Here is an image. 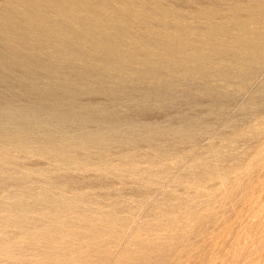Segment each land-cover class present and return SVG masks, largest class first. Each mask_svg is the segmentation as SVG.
<instances>
[{"label":"rangeland","instance_id":"obj_1","mask_svg":"<svg viewBox=\"0 0 264 264\" xmlns=\"http://www.w3.org/2000/svg\"><path fill=\"white\" fill-rule=\"evenodd\" d=\"M53 26L54 33L49 35ZM116 26L123 30L118 33ZM64 28L77 37L59 47ZM89 28L93 36H104L108 43L85 39L82 31ZM171 39L174 44H168ZM166 45L172 53L164 49ZM73 47L89 56L71 53ZM55 48L64 60L75 59L73 78L70 71L67 77L56 79L40 69L35 75L28 73L30 64L54 63ZM111 49L115 53L111 51V58L112 53L123 58L109 59ZM9 51L33 62L21 61L19 69L12 71L4 68L9 61H0L4 75L0 78V264H264V0H0V56L4 58ZM141 56L147 60L140 61L142 65ZM122 60L128 68L121 66ZM141 73L150 76L142 78ZM68 81L78 91L71 110L114 112L124 124L118 125L123 127L118 128L120 132L133 139L149 136L154 150L147 144L129 149L142 151V158L131 164L133 172H151L144 174L145 181L132 171L116 168L122 145L114 141L109 149L112 155L103 159L102 150L92 148L93 144L91 159L84 157L74 139L96 132L98 127L91 122L73 120L67 126L34 122L31 137L47 143H56L59 136L68 140L65 145L70 150L65 156L52 152L48 145L5 137L14 132L9 123L12 109L18 110L21 122L37 99L35 110L53 104L50 98L26 96V87L33 85L37 91L54 83L68 86ZM60 101L56 106L67 109ZM144 123L148 130L142 133ZM174 123L186 124L188 140L171 138L177 127ZM22 124L19 129L28 131L26 123ZM154 125L159 130V126L172 128L156 132L154 140ZM148 153L155 154V165L144 159Z\"/></svg>","mask_w":264,"mask_h":264},{"label":"bare ground","instance_id":"obj_2","mask_svg":"<svg viewBox=\"0 0 264 264\" xmlns=\"http://www.w3.org/2000/svg\"><path fill=\"white\" fill-rule=\"evenodd\" d=\"M130 1V0H129ZM142 2H144V1H142ZM146 2V1H145ZM132 3V2H131ZM138 3V2H137ZM141 2H139V4H140ZM136 4V3H135ZM138 4V5H139ZM142 4V3H141ZM140 4V5H141ZM137 5V4H136ZM139 5V6H140ZM144 5H146V4H144ZM141 6H143V5H141ZM148 5H146L145 7H147ZM215 6V5H214ZM72 9H74V8H72ZM144 9H146V8H144ZM141 10H143V9H141ZM155 10H156V7H155ZM237 10V9H236ZM72 11V10H71ZM70 11V12H71ZM139 11V10H138ZM145 11V10H144ZM148 11V10H147ZM154 11V10H153ZM161 11H163V10H161ZM149 12V11H148ZM132 14H134L133 12H131ZM151 13V12H150ZM152 13H154V12H152ZM160 13V12H159ZM159 13H157V14H159ZM162 13V12H161ZM231 13V12H230ZM234 14H236L235 12H233ZM163 14V13H162ZM200 14V13H199ZM198 14V15H199ZM68 15H72L71 13L70 14H68ZM166 15V14H165ZM122 16V15H121ZM166 16H168V15H166ZM63 17V16H62ZM173 17H175V16H173ZM121 18V17H120ZM263 20V19H262ZM54 22V21H53ZM154 23V22H153ZM151 25H153L152 23H151ZM121 26V25H120ZM125 26H127V24H125L124 25V27ZM163 26V25H162ZM169 26V25H168ZM62 27V26H61ZM60 27V28H61ZM116 27H119V26H116ZM66 28H67V26H66ZM66 28H64L65 29V31L64 32H62L63 34H60V35H62V37L60 38V36H59V38H60V42L58 43V46L59 47H61V46H65V45H67V43H68V41H69V39L71 40V38H75V37H77V35H75V34H72L70 31L68 32L67 31V29ZM120 29V31L118 32V33H120L121 32V29H122V27L120 28H118V30ZM164 29H167V28H164ZM170 29V28H169ZM62 30V29H61ZM69 30V29H68ZM91 29L89 28V29H84L82 32H83V36H84V38L85 39H87V38H91V39H96L99 43H101V44H104L107 40H104V39H107V38H104V36H100V35H97V37H95V36H93L94 35V33L93 32H91L90 31ZM116 30V29H115ZM123 30V29H122ZM124 30H125V28H124ZM206 30V29H205ZM71 31H73V30H71ZM167 31V30H166ZM210 31V30H209ZM50 32H52V33H54V26H53V28H50L49 29V31H48V34L50 35ZM116 32H117V30H116ZM175 32H177L176 30H175ZM199 32H202L203 33V31H199ZM205 32V31H204ZM133 33V32H132ZM136 33V32H135ZM178 33V32H177ZM176 33V34H177ZM202 33H200V34H202ZM58 34V33H57ZM122 34V33H121ZM149 34V33H148ZM184 34V33H183ZM44 36V35H43ZM43 36H41V37H43ZM149 36V35H148ZM147 35H146V38L148 37ZM181 36H182V34H181ZM213 36V35H212ZM46 37H48V35L46 36ZM50 37V36H49ZM151 37V36H150ZM183 37V36H182ZM186 37V36H185ZM39 38V37H38ZM44 38V37H43ZM58 38V39H59ZM173 38V37H172ZM179 38V35H178V37H176V39H178ZM181 38V37H180ZM41 39V38H40ZM49 39V38H48ZM153 39V38H152ZM190 39V38H189ZM254 39V38H253ZM54 40H56V38L54 39ZM147 40H149V38H147ZM154 40H156L155 38H154ZM172 40V39H171ZM169 41L168 42V44L170 43V42H173V40L172 41ZM179 40V39H178ZM105 41V42H104ZM149 41H151V40H149ZM159 41V40H158ZM157 41V42H158ZM174 41H176L175 39H174ZM253 41V40H252ZM251 41V42H252ZM152 42V41H151ZM154 42H156V41H154ZM177 42V41H176ZM257 42V41H256ZM24 44H27L26 42H23ZM107 43H108V41H107ZM158 43H160V41L158 42ZM182 43H183V41H182ZM190 43V42H189ZM239 43V42H238ZM241 43V42H240ZM116 44V43H115ZM155 44V43H154ZM153 44V45H154ZM160 44H162V43H160ZM159 44V45H160ZM167 44V43H166ZM167 44V45H168ZM172 44H174V42L172 43ZM177 44V43H176ZM175 44V45H176ZM178 44H179V42H178ZM156 45V44H155ZM159 45H157L158 47H159ZM165 45V44H164ZM163 45V46H164ZM166 45V46H167ZM183 44H181V46H182ZM199 45V44H198ZM203 45V44H202ZM25 47H28V46H30V45H24ZM46 46H48V45H46ZM113 47H114V45H112ZM116 46V45H115ZM156 46V47H157ZM163 46H160V49H161V47H163ZM170 46V45H169ZM176 46H178V45H176ZM181 46H180V48H181ZM189 46V45H188ZM192 46V45H191ZM257 46V45H256ZM67 47V46H66ZM155 47V46H154ZM172 47V46H171ZM173 47H174V45H173ZM195 47H197L196 45H195ZM259 47V46H258ZM33 48V47H32ZM110 48H112L111 46H110ZM115 48V47H114ZM113 48V49H114ZM177 48H179V46L177 47ZM210 48V47H209ZM108 49V48H107ZM113 49H111L110 50V52L108 51V54H109V56L111 55L110 53H111V51L113 50ZM164 49H168V46L166 47V48H164ZM183 49V48H182ZM196 49V48H195ZM212 49V48H211ZM210 49V50H211ZM259 49V48H258ZM82 49H80V47H73L70 51H72L71 53H74V54H76V55H79V54H81V55H84V56H89V55H86V54H83L82 53V51H81ZM115 50V49H114ZM157 50V49H156ZM170 50V48L167 50V52ZM176 50V49H175ZM179 50V49H178ZM240 50V49H239ZM242 50V49H241ZM240 50V51H241ZM248 50H249V48H248ZM52 51H53V53L55 54L54 55V63H52L51 64V62H49L50 63V65H48V66H40L39 64L38 65H35V64H30L31 62H33V60H31V59H26V58H20L19 57V55H21V54H19L18 52H16V51H14V52H12V51H9V52H7V54H6V56H4V58L2 57V56H0V58H1V60L0 61H3V60H6V61H9V62H7L8 64L6 65V64H4V68L6 69H8V70H16V69H19V67H20V64L18 65V63L19 62H21V61H23V63H27V64H30V66H28L29 67V69H28V73L30 72L31 74H33V75H35L36 74V72L37 71H39V69L40 70H42V71H44V73L46 72V76L47 77H50V79L51 78H55L56 79V77H58L59 78V76H63V77H67V75H66V73L68 72L69 73V71L71 72V74H72V72H74L75 70H76V66H75V64H76V62H75V59H73V58H70L69 57V59L67 58V59H63V58H61V52H60V50L59 51H57L56 50V48L55 49H52ZM161 51H163V52H165V50H162L161 49ZM177 51V50H176ZM176 51H173L174 53L176 52ZM181 51V50H180ZM209 51V50H208ZM226 51H227V49H226ZM233 51V50H232ZM113 52V51H112ZM158 52H160V51H158ZM182 52V51H181ZM180 52V53H181ZM196 52H197V50H196ZM204 52H206V51H204ZM212 52V51H211ZM253 52V51H252ZM85 53V52H84ZM89 53V52H88ZM114 53V52H113ZM112 53V56L114 57H119L120 55L119 54H116V55H114ZM125 55H126V53H127V55H128V52H123ZM166 53V52H165ZM169 53H172V52H170L169 51ZM218 53V52H217ZM228 53V52H227ZM226 53V54H227ZM234 53V52H233ZM241 53V52H240ZM123 54V55H124ZM130 54H132V53H130ZM129 54V55H130ZM135 54V53H134ZM134 54H132V56L134 55ZM137 54H138V52L136 53V56H137ZM145 54V53H144ZM143 54V56H145V57H148V55L146 56V55H144ZM195 54V53H194ZM193 54V55H194ZM1 55V54H0ZM106 55V54H105ZM119 55V56H118ZM122 55V54H121ZM157 55H159V53L157 54ZM176 55V54H175ZM178 55V54H177ZM176 55V56H177ZM189 55V54H188ZM196 55H198V54H196ZM232 55V54H231ZM91 56H92V54H91ZM108 56V57H109ZM135 55H134V57L133 58H135L136 57ZM201 56V55H200ZM239 56V55H238ZM253 56V55H252ZM27 57V56H26ZM106 57H107V55H106ZM111 58V56L109 57V59L111 58V60L113 59L114 60V58ZM121 58H123L122 56H120ZM127 57V56H126ZM129 57H131V55L129 56ZM128 57V58H129ZM139 57V56H138ZM144 57V58H145ZM151 57V56H150ZM164 57H166V56H164ZM167 57H169V56H167ZM178 57V56H177ZM177 57H175V58H177ZM185 57V56H184ZM183 57V58H184ZM207 57H208V55H207ZM6 58V59H5ZM27 58H30V57H27ZM121 58H118L119 60L121 59ZM132 58V57H131ZM132 58V59H133ZM142 58V56L140 57V59ZM154 58V57H153ZM160 58V57H159ZM161 58H163V57H161ZM160 58V59H161ZM195 58V57H194ZM198 57H196V59H197ZM205 58V57H204ZM220 58V57H219ZM228 58V57H227ZM108 59V58H107ZM106 59V60H107ZM131 59V62H134V61H136L135 59H134V61ZM139 59V61H138V58H137V61L140 63V61L142 62V61H145L146 59H144V60H140ZM148 59H150L149 57L147 58V60ZM174 59V58H173ZM186 59V58H185ZM211 59V58H210ZM46 60H49L48 58L46 59ZM111 60H110V62L109 63H111L112 64V62H111ZM129 60H130V58H129ZM146 60V61H147ZM151 60H153L152 58L149 60V61H151ZM155 60V62H156V60L157 59H154ZM162 60H164V59H162ZM161 60V61H162ZM171 60V59H170ZM177 60V59H176ZM208 60V59H207ZM225 60V59H224ZM49 61H51V60H49ZM124 61H125V59H124ZM128 61V60H127ZM159 61V60H158ZM165 61H168L167 60V58H165ZM178 61V60H177ZM183 61V60H182ZM184 61H186V60H184ZM195 61H197V60H195ZM219 61V60H218ZM35 63H37L36 61H34ZM47 62V61H46ZM66 62V63H65ZM114 62V64H115V62H116V60L115 61H113ZM138 62H137V64H138ZM169 62H171V61H169ZM176 62V61H175ZM190 61H188V63H189ZM200 62V61H199ZM198 62V63H199ZM203 62V61H202ZM206 62V61H205ZM211 62V61H210ZM230 62V61H229ZM242 62V61H241ZM1 63H3V62H1ZM123 63V60H122V62H121V64ZM146 64H147V62H145ZM145 63H144V66H145ZM154 63V62H153ZM153 63H151V65L153 64ZM161 63V62H160ZM163 63H164V61H163ZM168 63V62H167ZM167 63H166V65H167ZM171 63H174V62H171ZM178 63H180V61H178ZM186 63V62H185ZM188 63H187V65H188ZM212 63V62H211ZM46 64V63H45ZM117 64H118V62H117ZM141 65H142V63H140ZM149 62H148V66H149ZM169 64V63H168ZM175 64H177V63H175ZM181 64V63H180ZM203 64H204V62H203ZM239 64V63H238ZM242 64V63H241ZM113 65V64H112ZM116 65V64H115ZM119 65V64H118ZM164 65V64H163ZM165 65V66H166ZM173 65V64H172ZM196 65V64H195ZM215 65V64H214ZM87 66V65H86ZM89 66V65H88ZM121 66H125L126 68H128L127 67V65L124 63V64H122ZM143 66V67H144ZM161 66V65H160ZM164 66V67H165ZM169 66H170V64H169ZM176 66V65H175ZM178 66H179V64H178ZM177 66V67H178ZM181 66H182V64H181ZM218 66V65H217ZM239 66V65H238ZM249 66V65H248ZM125 67H123V68H125ZM149 67H151L152 68V66H149ZM157 67V66H156ZM159 67V66H158ZM173 67V66H172ZM171 67V68H172ZM176 67V68H177ZM187 67V66H186ZM83 68V67H82ZM81 68V69H82ZM145 68H147V69H149L148 67H145ZM153 68H154V66H153ZM160 68V67H159ZM174 68V67H173ZM176 68H174V69H176ZM181 68V67H180ZM224 68V67H223ZM234 68V67H233ZM232 68V69H233ZM77 69H78V67H77ZM92 69V68H91ZM158 69V68H157ZM161 69V68H160ZM174 69H172V70H174ZM177 69H179V68H177ZM220 69V68H219ZM94 70V69H93ZM93 70H91V71H93ZM97 70V69H96ZM118 70H120V69H118ZM117 70V71H118ZM124 70V69H123ZM152 70V69H151ZM186 70V69H185ZM184 70V71H185ZM216 70H217V68H216ZM215 70V71H216ZM243 70V69H242ZM78 71H79V69H78ZM84 71V70H83ZM88 71V70H87ZM86 71V72H87ZM110 71V70H109ZM122 71V70H121ZM125 71H126V69H125ZM163 71H165L164 69H163ZM171 71V70H170ZM181 71V70H180ZM236 71V70H235ZM86 72L85 73H81V76H83V74H84V77H85V75H86ZM99 72V71H98ZM111 72V71H110ZM144 72H148V73H150V70L149 71H145V69H144ZM152 72H154V71H152ZM157 72V71H156ZM172 72V71H171ZM174 72H175V70H174ZM190 72V71H189ZM188 72V73H189ZM241 72V71H240ZM87 73H89L90 74V71L89 72H87ZM96 73V72H95ZM100 73H101V75H102V78H104L103 77V75H104V73L105 72H102V70L100 71ZM106 73H107V71H106ZM155 73V72H154ZM160 73H161V71H160ZM159 73V74H160ZM164 73V72H163ZM173 73V72H172ZM177 73V72H176ZM176 73H175V76L174 77H176V78H179V76L177 77V75H176ZM182 73H183V71H182ZM182 73H179V74H182ZM186 73V72H185ZM214 73V72H213ZM227 73V72H226ZM65 74V75H64ZM75 74H77V73H75ZM120 74V73H119ZM142 74V73H141ZM141 74H139V75H141ZM157 74V73H156ZM158 74V75H159ZM192 74V73H191ZM196 74V73H195ZM198 74V73H197ZM220 74H221V72H220ZM243 74V73H242ZM241 74V75H242ZM37 75H38V73H37ZM69 75V74H68ZM80 74H78L77 75V77H80L81 78V76H79ZM88 75V74H87ZM91 75V74H90ZM100 75V74H99ZM98 75V76H99ZM107 75V74H106ZM117 75V74H116ZM115 75V76H116ZM121 75V74H120ZM124 75V74H123ZM148 75V74H147ZM173 75V74H172ZM194 75V74H193ZM245 75V74H244ZM247 75V74H246ZM142 76H146L145 74L143 75H141V77ZM150 76V75H149ZM149 76H146L147 77V79H148V77ZM160 76V75H159ZM165 76V75H164ZM182 76V75H181ZM184 76V75H183ZM186 76V75H185ZM204 76V75H203ZM243 76V75H242ZM38 77V76H37ZM76 77V76H75ZM76 77V78H77ZM89 77V76H88ZM88 77H86V78H88ZM101 77V76H100ZM156 77H158L157 75H156ZM155 77V78H156ZM172 77V76H171ZM221 77V76H220ZM233 77V76H232ZM240 77V76H239ZM0 78L1 79H4V75L3 74H0ZM72 78H73V74H72ZM71 78V79H72ZM117 78V77H116ZM140 78V77H139ZM143 78V77H142ZM151 78H153V76L151 77ZM154 78V79H155ZM158 78H160V77H158ZM162 78V77H161ZM168 78V77H167ZM181 78H183V77H181ZM199 78V77H198ZM201 78V77H200ZM205 79H206V77H204ZM225 78V77H224ZM69 79H70V77H69ZM68 79V80H69ZM82 79V78H81ZM99 79V78H98ZM101 79V78H100ZM150 79V78H149ZM157 79V78H156ZM163 79V78H162ZM161 79V80H162ZM165 79V78H164ZM173 79V78H172ZM190 79V78H189ZM221 79V78H220ZM244 79V78H243ZM59 80V79H58ZM57 80V81H58ZM96 80V79H95ZM123 80V79H122ZM145 80V79H144ZM157 80H159V82H160V79H157ZM178 80V79H177ZM75 81V80H74ZM96 81H99V80H96ZM101 81V80H100ZM154 81H156V80H154ZM172 81V80H171ZM170 81V82H171ZM175 81V80H174ZM173 81V82H174ZM182 81V80H181ZM185 81V80H184ZM242 81H244V80H242ZM86 82V81H85ZM163 82H165L164 80H163ZM167 82H168V80H167ZM169 82V83H170ZM59 83V82H58ZM106 83V82H105ZM169 83H164L165 85L166 84H169ZM227 83V82H226ZM51 84V83H50ZM73 84V82H70V81H68V83H67V85L68 86H57V85H55V83L53 84V85H47V86H45L44 88H42V89H40L41 87H43V86H41L40 88L38 87V90L36 91V87L35 86H33L32 85V87L31 86H29V87H26V89L23 91V93L26 95V96H31V94H36L37 95V97L39 96H41V97H44V98H46V99H49L50 98V100H52V101H50V102H53V106L51 105L49 108H47V109H43V107H42V109H40L41 107H39V108H37L36 110L34 109V108H36L34 105H37L38 103L37 102H39L40 103V101H38V99H37V102L35 101V102H33L32 104V107H34V108H28V109H26L25 111H26V113H25V115H23V116H25L23 119H22V121L21 122H18L19 120H17V118H19V117H17V114H18V110H17V112L16 111H14L13 109L11 110V113L10 114H12V118H10L9 119V123L10 124H12L13 125V127H14V132L12 131V132H10V133H7V135L5 136V137H10V138H12L13 140H16L17 142H27V141H30V142H28V143H38V144H42V145H48V147L50 148V150L52 151V152H58V153H60V154H63L62 156H65L64 155V153H66L67 152V149H69L70 148V146H68V148H66V146L67 145H65L66 144V142L65 141H68V140H66L65 138H62L61 136H59L60 138L59 139H56V140H54V141H56V143H47V142H45V141H43V140H39L38 138H36L35 136L34 137H31V135H29V133H31L32 132V129H35V128H33V127H35L33 124H34V122H36V124H37V122H39V123H43L44 125H48L51 121L52 122H54V121H56V123L57 122H59V123H64L65 125H66V123H69V122H72L73 120H74V122L76 121V122H78V121H80L81 123H83V122H91V123H94L95 125H97L96 127H98V130H96V132H92V134L90 133L89 135H85V137L83 136V137H80L79 138V136H78V138L80 139L79 141H78V139L77 138H75L74 139V142H76V145H78V147L83 151V154H84V157H89L90 159H91V148L90 147H92V146H94L93 144H95V147H92V148H97V149H100V150H102V153L99 155L100 157H102L103 159H104V157H107V155H112V153L110 152V147H112L115 143H113V141L114 142H116L117 144L116 145H118V146H120V145H122L121 147H120V151H118L119 153H121V154H119V155H121V158L119 159V162H120V164H118V166L116 167L117 169L118 168H120L121 170H124V171H129V172H131V173H134V175H137L138 176V179H143V181H145V179H144V174L145 175H148V174H151V172H149L147 169L146 170H138V171H136V172H133V171H135L134 170V168L135 167H133V165L131 164V163H137V159H138V157H141L142 155H140L141 153H142V151H141V153L139 152L140 150L138 149V150H133V151H131V150H129L130 149V146L131 145H133L132 147H137V146H139V145H142L141 147L143 148V146H144V144H145V146H146V144L149 146V148L151 149V150H154L155 149V145H154V143H153V145H154V147L153 146H151V145H149L148 144V141H147V138H149V136H142V135H138V137L139 136H142V137H140V138H136V137H134V139H133V135L131 136V134H130V136L132 137V138H130V137H128V135L126 136V132L124 131V132H120L119 130H118V125L121 123V122H119L120 121V118H119V116L117 115V114H115L114 112H112L113 114L111 115L110 113L109 114H106L105 112H102V111H100V109H98V110H93V109H88V111L86 112V113H84V114H81V112L80 111H78V112H76V111H74V110H71V100L72 99H74L76 96H77V94H78V91L76 90L77 88H73V86H71ZM100 84V83H99ZM161 84V83H160ZM172 84V83H171ZM87 85V84H86ZM122 85V84H121ZM187 85V84H186ZM205 85V84H204ZM158 86V85H157ZM164 86V85H163ZM170 86H172V85H170ZM151 87V86H150ZM162 87V86H161ZM165 87V86H164ZM102 88V87H101ZM122 88V87H121ZM199 88V87H198ZM111 89V88H110ZM114 89V88H113ZM127 89V88H126ZM131 89V88H130ZM157 89V88H156ZM175 89V88H174ZM188 89H190V88H188ZM201 89V88H200ZM79 90V89H78ZM116 90V89H115ZM152 90V89H151ZM196 90H197V88H196ZM204 90H205V88H204ZM206 90H209V89H206ZM101 91V90H100ZM129 91V90H128ZM132 91H134L133 89H132ZM166 91V90H165ZM164 91V92H165ZM195 91V90H194ZM198 91V90H197ZM103 92V91H102ZM109 92H110V94H112L111 92L112 91H109L108 90V95H109ZM122 92V91H121ZM130 92V91H129ZM129 92H126L127 94L129 93ZM148 92H151L150 90L148 91ZM148 92H146V94L148 93ZM153 92V91H152ZM169 93H171L170 91H168ZM181 92H183V91H181ZM186 92V91H185ZM118 93H120V92H118ZM117 93V94H118ZM131 93V92H130ZM166 93H167V91H166ZM190 93V92H189ZM193 93V92H192ZM191 93V94H192ZM200 93V92H199ZM203 93V92H202ZM210 93V92H209ZM217 93V92H216ZM24 94H23V96H24ZM114 94H115V92H114ZM121 94V93H120ZM120 94H118L117 95V98H119V100L121 99L120 97H119V95ZM126 94V95H127ZM132 94V93H131ZM150 94H152V93H150ZM168 94V93H167ZM184 94V93H183ZM186 94V93H185ZM201 94V93H200ZM103 95H104V92H103ZM107 95V96H108ZM122 96H124L125 94H121ZM120 95V96H121ZM129 96H130V94H128ZM141 95V94H140ZM139 95V96H140ZM162 95V94H161ZM160 94H157V96L158 97H160L161 96ZM163 95L165 96V94L163 93ZM172 95H174V94H172ZM192 95H194V94H192ZM203 95V94H202ZM210 95V94H209ZM104 96H106V95H104ZM121 96V97H122ZM132 96V95H131ZM135 96V95H134ZM150 96V98H151V95H149ZM152 96H153V94H152ZM169 96V95H168ZM176 96V95H175ZM217 96V95H216ZM128 97V96H127ZM145 97V96H144ZM147 98H148V96H146ZM154 97H156L155 95H154ZM153 97V98H154ZM172 97V96H171ZM183 97V96H182ZM186 97V96H185ZM188 97V96H187ZM196 97V96H195ZM26 98H28V97H26ZM31 98V97H30ZM33 98V97H32ZM31 98V99H32ZM59 98H61V99H59ZM108 98V97H107ZM110 98L112 99L113 97L112 96H110ZM125 98V97H124ZM133 98V97H132ZM146 98V99H147ZM149 98V99H150ZM169 98V97H168ZM167 98V99H168ZM173 98V97H172ZM174 98H176V97H174ZM31 99H28L29 100V102L31 103ZM35 99V98H34ZM43 99V98H42ZM41 99V101H43ZM45 99V100H46ZM63 99V101L65 102V105H66V107H67V109H63V107H62V111L60 110V107H57L56 105H57V103L58 102H62V101H60V100H62ZM114 99V98H113ZM130 100H131V98H129ZM137 99V98H136ZM145 99V98H144ZM143 99V100H144ZM163 99V98H162ZM164 99H166V98H164ZM177 99H178V97H177ZM190 99V98H189ZM217 99V98H216ZM215 99V100H216ZM5 100V99H4ZM33 100V99H32ZM44 100V101H45ZM59 100V101H58ZM91 100V99H90ZM142 100V99H141ZM141 100H140V102H141ZM152 100V99H151ZM155 99H153V101H154ZM160 100V99H159ZM201 100V99H200ZM34 101V100H33ZM43 101V102H44ZM73 101V100H72ZM115 101V100H114ZM133 101V100H132ZM138 101V100H137ZM137 101H136V103H137ZM147 101H149V100H147ZM146 101V102H147ZM156 101V100H155ZM164 101V100H163ZM169 101V100H168ZM178 101V100H177ZM190 101V100H189ZM211 101V100H210ZM11 102V101H10ZM46 102V101H45ZM44 102V103H45ZM110 102H112V101H110ZM118 102V101H117ZM139 102V103H140ZM142 102H144V101H142ZM160 102H161V100H160ZM171 102H175L174 100L173 101H171ZM219 102V101H218ZM6 103V101L4 102V104ZM29 103V104H30ZM35 103V104H34ZM37 103V104H36ZM63 103V102H62ZM138 103V104H139ZM145 103V102H144ZM151 103H152V101H151ZM158 103H159V101H158ZM188 103V102H187ZM0 104H3V103H0ZM143 104V103H142ZM161 104H162V102H161ZM178 104V103H177ZM8 105H9V107L8 108H10V106H11V104H9V99H8ZM8 105H6V106H8ZM31 105V104H30ZM48 105H50V104H48ZM139 105H141V104H139ZM186 105V104H185ZM223 105V104H222ZM3 106V105H2ZM62 106H63V104H62ZM135 106H137V105H135L134 104V107ZM169 106V105H168ZM29 107V106H28ZM31 107V106H30ZM142 107V106H141ZM145 107V106H144ZM224 107V106H223ZM45 108V107H44ZM83 108V107H82ZM91 108V107H90ZM136 108V107H135ZM76 109V108H75ZM137 109H139L138 107H137ZM137 109H136V111H137ZM141 109V108H140ZM207 109V108H206ZM77 110V109H76ZM142 110V109H141ZM146 110V109H145ZM20 111V110H19ZM82 111H83V109H82ZM84 111H85V109H84ZM20 113H21V111H20ZM116 113H118L117 111H116ZM207 113V112H206ZM21 114H23V112L21 113ZM20 115V114H19ZM189 116V115H188ZM127 117V116H126ZM129 117V116H128ZM20 119V118H19ZM151 119V118H150ZM176 119V118H175ZM180 119V118H179ZM182 119V118H181ZM185 119V118H184ZM206 119V118H205ZM21 120V119H20ZM191 120V119H190ZM200 120V119H199ZM198 120V121H199ZM134 121V120H133ZM148 121H150V120H148ZM157 121V120H156ZM173 121V120H172ZM192 121V120H191ZM207 121V120H206ZM73 122V123H74ZM128 122V121H127ZM130 122V121H129ZM132 122V121H131ZM152 122V121H151ZM176 122V121H175ZM187 122H189V121H187ZM22 123H26V126L29 128L28 129V131H26L27 130V128L25 129V128H22L21 130L19 129V125L21 124V126L23 125ZM121 124H123V123H121ZM127 124V123H126ZM147 124V123H146ZM146 124L144 123V125H142V126H140V129L141 130H143L142 131V133H144V131L145 130H148V129H144L145 127H146ZM150 124V123H149ZM152 124V123H151ZM170 124V123H169ZM182 124V123H181ZM197 124V123H196ZM37 125H39V124H37ZM36 125V126H37ZM42 125V124H41ZM40 125V126H41ZM57 125H58V123H57ZM64 125V126H65ZM90 125H93V124H90ZM95 125H93V126H95ZM128 125V124H127ZM126 125V126H127ZM132 124H130V126H131ZM160 125V124H159ZM166 125V124H165ZM174 125H177V127L175 128V126H173L175 129H174V133H175V135L173 136V135H171V138L172 137H175V138H177V140H179L181 137V139H183V140H188L189 138H188V136H187V133H186V135L184 134L186 131V129H185V127H183V126H185V125H178L177 123L175 124L174 123ZM188 125H190V124H187V127H188ZM193 125V124H192ZM191 125V126H192ZM67 126V125H66ZM122 126H124V124L122 125ZM121 126V127H122ZM129 126V125H128ZM127 126V127H128ZM150 126V125H149ZM154 126H156V125H154ZM154 126H153V128H154ZM194 126V125H193ZM192 126V127H193ZM25 127V126H24ZM39 127V126H38ZM62 127V126H61ZM147 127H148V125H147ZM146 127V128H147ZM160 127V130H159V128L157 129V126H156V129H157V131H154V129L153 130H151V131H154V133L152 134V136H154V138H155V135L154 134H156V132H157V134L156 135H158V134H163L164 133V131L166 132L167 130H165V129H167V127L168 126H166V128L164 127V128H162L163 130H161V126H159ZM171 127V126H170ZM170 127H168V128H170ZM32 128V129H31ZM123 128V127H122ZM122 128H119V129H122ZM126 128V127H125ZM172 128V127H171ZM191 128V127H190ZM23 129H25V131L23 130ZM45 129V128H44ZM132 129V128H131ZM139 129V130H140ZM151 129H152V125H151ZM192 130H193V128H191ZM196 129V128H195ZM194 129V130H195ZM23 130V131H22ZM100 130H102V131H100ZM128 130H130V127H129V129ZM133 130H134V126H133ZM136 130V129H135ZM138 130V129H137ZM136 130V131H137ZM169 130V129H168ZM51 131V130H50ZM94 131V130H93ZM131 131V130H130ZM136 131H135V134H136ZM171 131H172V129H171ZM185 131V132H184ZM26 133L25 135H23V133ZM55 132V131H54ZM150 132V131H149ZM163 132V133H162ZM45 133H47L46 135H49V134H51L49 131H46ZM130 133V132H129ZM129 133H127V134H129ZM141 133V132H140ZM169 133H171L170 131H169ZM192 133V132H191ZM133 134V133H132ZM138 134H139V131H138ZM146 134V133H145ZM149 134V133H148ZM151 134V133H150ZM166 134V133H165ZM164 134V135H165ZM78 135H80V134H78ZM147 135V134H146ZM163 135V136H164ZM183 135V136H182ZM184 135L187 137H185L184 138ZM192 135H194V132H193V134ZM81 136V135H80ZM135 136V135H134ZM151 136V135H150ZM76 137H77V134H76ZM157 137V136H156ZM180 137V138H179ZM29 138V139H28ZM34 138V139H33ZM153 137H151V139H154ZM174 138V139H175ZM161 139V138H160ZM149 140V139H148ZM154 140H157L156 138L154 139ZM163 140V139H162ZM173 140V139H172ZM174 141V140H173ZM181 141V140H180ZM153 142V141H152ZM155 142V141H154ZM189 142V141H188ZM149 143H151V141H149ZM180 143V142H179ZM123 144L124 145H128L129 147H126L125 148V146H123ZM152 144V143H151ZM170 145V144H169ZM116 147V146H115ZM131 147V148H132ZM135 147V148H136ZM140 147V146H139ZM173 147H175V146H173ZM75 148V147H74ZM141 148V149H142ZM148 148V149H149ZM90 149V150H89ZM147 149V148H146ZM159 149V148H158ZM157 149V150H158ZM165 149V148H164ZM169 149V148H168ZM70 150V149H69ZM125 151V152H124ZM75 152V151H74ZM130 152V154L128 155V153ZM175 152V151H174ZM154 154V153H153ZM152 153L150 154V153H148V155L146 154V156H145V154H144V156L146 157V158H144L148 163H150L151 165H155L154 163H156V161H154V156H155V154L153 155ZM158 154V153H157ZM156 154V155H157ZM164 154V153H163ZM77 155V154H76ZM153 155V156H152ZM161 155V154H160ZM45 156H47V155H45ZM51 156V155H50ZM58 156V155H57ZM78 156V155H77ZM99 156H97V157H94L97 161L99 160ZM44 157V156H43ZM48 157V156H47ZM53 157V156H52ZM129 157V158H128ZM124 158H127V160H124ZM142 158V157H141ZM156 158V157H155ZM158 158V157H157ZM156 158V159H157ZM102 159V160H103ZM118 159V158H117ZM128 159L130 160V161H128ZM124 160V161H123ZM105 160H103V162H104ZM109 161V160H108ZM113 161V160H112ZM141 161H142V159H141ZM83 163V162H82ZM89 163V162H88ZM105 163V162H104ZM103 163V164H104ZM112 164V163H111ZM94 166V165H93ZM150 166V165H149ZM137 167V166H136ZM98 168V167H97ZM115 168V167H114ZM141 168V167H140ZM158 172V171H157ZM153 173H155V172H153ZM159 173H160V171H159ZM156 174V173H155ZM154 175V174H153ZM157 175V174H156ZM149 176V175H148ZM147 176V177H148ZM152 176V175H151ZM146 177V176H145ZM146 177V178H147ZM151 181H153V180H151Z\"/></svg>","mask_w":264,"mask_h":264}]
</instances>
